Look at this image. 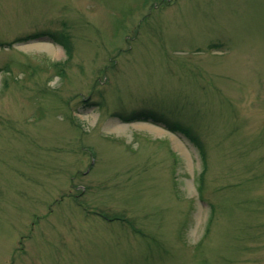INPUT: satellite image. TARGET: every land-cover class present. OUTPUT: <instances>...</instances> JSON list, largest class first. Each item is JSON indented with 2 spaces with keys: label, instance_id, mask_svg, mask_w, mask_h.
I'll list each match as a JSON object with an SVG mask.
<instances>
[{
  "label": "rangeland",
  "instance_id": "374dc122",
  "mask_svg": "<svg viewBox=\"0 0 264 264\" xmlns=\"http://www.w3.org/2000/svg\"><path fill=\"white\" fill-rule=\"evenodd\" d=\"M0 264H264V0H0Z\"/></svg>",
  "mask_w": 264,
  "mask_h": 264
},
{
  "label": "trees",
  "instance_id": "16d2710c",
  "mask_svg": "<svg viewBox=\"0 0 264 264\" xmlns=\"http://www.w3.org/2000/svg\"><path fill=\"white\" fill-rule=\"evenodd\" d=\"M177 128H178V127H177ZM177 128H174V129L178 130ZM182 132L186 133V132H188V131H187V129H182Z\"/></svg>",
  "mask_w": 264,
  "mask_h": 264
}]
</instances>
